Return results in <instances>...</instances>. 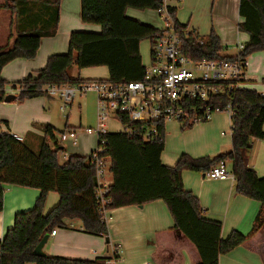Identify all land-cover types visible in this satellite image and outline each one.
Here are the masks:
<instances>
[{
    "label": "trees",
    "instance_id": "obj_1",
    "mask_svg": "<svg viewBox=\"0 0 264 264\" xmlns=\"http://www.w3.org/2000/svg\"><path fill=\"white\" fill-rule=\"evenodd\" d=\"M61 0H5L0 9L12 11L16 34L12 43L0 47V103L8 95L7 86L20 87L17 100L25 101L48 95L43 89L57 84H80L96 80L72 75L74 64L79 71L106 67L112 82L141 80L145 74L141 43L148 39L151 48L162 29L127 14L128 9L159 10L164 0H82L81 18L84 23L100 26V31L76 30L70 35L67 53L51 55L46 65L26 78L10 82L2 76L3 68L18 58L36 57L44 37L55 35L60 19ZM181 32L182 48L194 60L232 59L222 54L224 47L212 31L206 36H188L175 17L177 9L167 6ZM239 29L248 34L242 57L264 51V0H241ZM199 39L203 40L200 43ZM264 82V78L262 80ZM209 103L223 110L232 105V148L216 156L193 158L182 154L173 166L162 162L166 144V125L157 123L160 136L144 140L140 135L109 132L98 138L99 157L109 159L112 182L108 210L129 205H144L163 200L174 219L171 228L194 247L198 262L219 264L222 255L230 253L254 237L264 227V177H259L250 166L254 140L264 139V94L250 88H236L214 97ZM125 122L126 119H124ZM129 124V122H128ZM142 131L151 123H131ZM188 124L183 128L191 127ZM67 129H75L69 128ZM56 142L55 127L44 126L40 149L34 151L25 140L14 137L8 120L0 119V211L4 208V185L38 188L40 196L33 208L18 212L14 225L0 242V264H98L103 260H86L64 256H38L35 248L56 227L66 226L67 220H79L81 229L95 235H108L109 224L103 219L96 201V168L89 155H70L64 164L60 161L63 146ZM221 161L232 163L237 194L262 204L252 229L248 233L233 230L222 238L223 222L206 216L198 197L187 190L183 182L185 170L207 172ZM60 195V200L45 212L48 194ZM119 259L118 255L114 256Z\"/></svg>",
    "mask_w": 264,
    "mask_h": 264
},
{
    "label": "crops",
    "instance_id": "obj_2",
    "mask_svg": "<svg viewBox=\"0 0 264 264\" xmlns=\"http://www.w3.org/2000/svg\"><path fill=\"white\" fill-rule=\"evenodd\" d=\"M4 1L0 0V4ZM240 2L241 0H164L166 6L177 9L175 17L181 24L204 35L214 31L219 36L223 47L226 44L227 48L229 43L236 41L237 46L240 42L245 43L249 39L248 34L238 31V24L242 21ZM81 5L82 0H61L60 19L55 35L42 39L35 58H18L8 63L2 70V76L10 82L21 81L29 74L43 68L51 55L66 53L73 31H100V26L82 21ZM127 14L159 29L164 27L159 25V19L151 16L149 10L130 8ZM13 17L11 10L0 9V47L13 41L10 39L12 34H16L15 25L12 23ZM237 52L236 48L235 55ZM96 68L105 69L109 76L106 67ZM86 69L79 72L82 78L108 77L83 74ZM263 78L264 51H261L256 56H250L246 85L250 89L261 91L264 87ZM12 88L13 84L7 86L8 94H14ZM11 101L0 103V116L3 117L0 119L8 120L12 133L17 134L30 146L34 145L35 150L38 151L44 134L40 136V139L34 133L24 136L18 133L14 119L6 118L1 113V110L11 107ZM223 113L229 116L225 122L221 116ZM214 116L215 118L208 123L199 124L190 130L177 128L175 134L181 137L193 134L195 131H203L207 134L182 142L177 153L171 154L165 148L162 153V162L173 166L182 154L200 158L229 151L232 148L231 130L227 137L224 129L231 125V116L227 112H218ZM34 140L39 143H35ZM94 150L92 149L89 154ZM250 166L259 177H264V139L254 140ZM182 176L185 188L198 197L201 206L206 210V216L223 222L222 238H227L233 230L248 233L252 229L262 204L237 194L234 180L209 179L206 177V172L190 170H185ZM40 193L41 190L38 188L4 185V208L0 211V242L7 230L14 225L15 215L33 208ZM59 200L60 195L57 192H50L46 200L45 212H49ZM108 224V235H95L83 231L79 220H67L66 226L56 227V235L49 233L50 236L43 250L53 256L86 260L108 259L98 264H193L198 262V254L191 243L171 229L174 226V219L163 200L112 209L108 214ZM115 255H118L119 259L116 260ZM219 264H264V227L246 243L222 255Z\"/></svg>",
    "mask_w": 264,
    "mask_h": 264
},
{
    "label": "built area",
    "instance_id": "obj_3",
    "mask_svg": "<svg viewBox=\"0 0 264 264\" xmlns=\"http://www.w3.org/2000/svg\"><path fill=\"white\" fill-rule=\"evenodd\" d=\"M164 21L162 32L155 39L150 53V62L145 65V74L141 80L130 82H112L109 79H96L80 84H52L43 90L51 97L61 101L63 112L71 105L77 93L96 92L97 94V127H86L84 132L101 135L111 132L108 121L115 120L120 125L119 132L130 136L140 135L148 141L160 136L157 123L178 122L183 126L208 121L215 113H233L232 105L223 110L219 105L209 103L214 97L229 93L236 88H248L246 85L250 56L242 57L244 43L237 45V54L232 59L194 60L185 54L177 22L164 5L158 10ZM188 36L199 35L189 28L184 30ZM201 36V35H199ZM200 43L203 40L199 39ZM264 86V82H263ZM19 92L20 87H17ZM260 93L264 94V87ZM127 122H125V120ZM129 122V124H128ZM131 123H151L139 131ZM13 134V133H12ZM15 138L22 140L17 134ZM63 141L73 144L79 142L77 129H66L61 133ZM92 161L96 168V201L103 219L108 222L111 182L106 173L110 172L111 162L102 159L103 148L94 150ZM67 157V154H65ZM227 161H221L206 172L209 179L235 180L234 173L228 168ZM71 226H73L71 224ZM57 228L51 231L56 235Z\"/></svg>",
    "mask_w": 264,
    "mask_h": 264
},
{
    "label": "rangeland",
    "instance_id": "obj_4",
    "mask_svg": "<svg viewBox=\"0 0 264 264\" xmlns=\"http://www.w3.org/2000/svg\"><path fill=\"white\" fill-rule=\"evenodd\" d=\"M151 16L155 17V19H159L161 26L164 25V21L161 18L159 12L157 10H149ZM190 29V28H189ZM196 31L194 29H190ZM239 24H238V31H239ZM241 32V31H240ZM197 34L201 36H206L201 34L200 32L196 31ZM245 32H242L244 34ZM247 34V33H246ZM209 35V34H207ZM238 42V41H237ZM234 43H229L228 48L226 44H224V50L222 52L225 56H233L236 53L237 46ZM236 47V48H235ZM151 42L150 40L146 39L141 43V54L143 64L147 65L150 62V53H151ZM67 53V52H66ZM260 54L257 52L253 55ZM100 68V67H99ZM105 68V67H102ZM84 70V69H83ZM79 69L76 64H74L72 68V75L77 77L79 75ZM82 74V72H81ZM83 74L88 75H101L103 77H107L108 74L105 69H97V68H90L83 71ZM94 77V76H89ZM15 95H18L20 92L18 89L12 88ZM10 103V102H7ZM12 105L10 108H6L5 110H1V113L4 117L10 119H14L17 125L18 133L22 135H31L32 133L36 134L38 139L40 136L44 134V126L47 124H51L55 127V135H56V142L50 141V144L53 148L56 147V143L59 146H63L64 150L60 152V161L62 164L68 161V157L70 155L79 154V155H87L92 149H98V142L97 136L95 135H88L85 134L84 128L86 127H97V94L96 92H87L85 94L77 93L74 101L71 105L67 106L65 112H63L60 108L61 101L57 97H51L49 95H43L40 97H36L33 99H27L25 101H19L17 99H13L11 101ZM2 109V108H1ZM223 120H228L229 116L226 113L221 115ZM213 117V116H212ZM210 118L208 121H203L197 124H194L191 127L183 128L180 123L176 122H168L167 123V134H166V150H169V153H177L179 151V147L182 145V142L188 141L193 139L196 136H203L207 133L201 131H195L193 134H187L184 136H179L175 134V130H190L191 128L208 123L210 120L214 119ZM0 118H3L0 116ZM3 120V119H1ZM108 128L111 132H118L120 131V125L115 120L108 121ZM69 127H76L79 134V142L77 144H73L68 141H63L61 138V133L65 131ZM28 127V129H26ZM182 127V128H181ZM230 127L224 129L227 132V137L230 134ZM178 128V129H177ZM35 143L36 142L34 140ZM93 147V148H92ZM31 148L36 151L34 145ZM67 154V157H65ZM228 168L232 170V163L228 162ZM107 179L111 182L112 175L107 171L106 173Z\"/></svg>",
    "mask_w": 264,
    "mask_h": 264
},
{
    "label": "water",
    "instance_id": "obj_5",
    "mask_svg": "<svg viewBox=\"0 0 264 264\" xmlns=\"http://www.w3.org/2000/svg\"><path fill=\"white\" fill-rule=\"evenodd\" d=\"M15 98H16V95H14V94H8V95L5 97V101H6V102H10L11 100H13V99H15ZM49 236H50V234L47 233V234L43 237V239L40 241V243L37 245V247L35 248V251H34V253H35L36 255H38V256H46V255H47V253L44 252L43 247H44L45 243L47 242ZM107 240H109V239H107Z\"/></svg>",
    "mask_w": 264,
    "mask_h": 264
}]
</instances>
